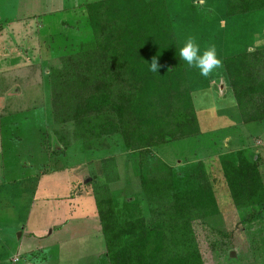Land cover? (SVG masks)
Instances as JSON below:
<instances>
[{
  "label": "rangeland",
  "instance_id": "obj_1",
  "mask_svg": "<svg viewBox=\"0 0 264 264\" xmlns=\"http://www.w3.org/2000/svg\"><path fill=\"white\" fill-rule=\"evenodd\" d=\"M92 1L0 0V264H108L98 199L110 198L120 221L151 217L135 158L117 137L88 150L52 133L47 77L89 39L80 6ZM163 2L177 48L195 37L202 49L215 46L221 65L201 77L181 60L200 133L153 148L150 160L178 171L202 161L217 180L218 210L195 231L212 247L208 264H264V204L235 207L218 163L246 148L264 186V120L244 123L223 67L229 55L264 47V8L227 16L226 0ZM215 83L225 85L220 97L209 90Z\"/></svg>",
  "mask_w": 264,
  "mask_h": 264
},
{
  "label": "trees",
  "instance_id": "obj_2",
  "mask_svg": "<svg viewBox=\"0 0 264 264\" xmlns=\"http://www.w3.org/2000/svg\"><path fill=\"white\" fill-rule=\"evenodd\" d=\"M80 7L89 39L47 77L52 133L65 146L79 140L88 150L108 148L117 137L135 158L151 215L120 221L110 198L98 199L101 261L208 264L212 247L200 244L195 231L218 210L217 180L202 161L178 171L162 159L150 160L153 148L200 133L164 2L95 0ZM262 8L264 0H226L227 16ZM154 57L157 73L148 70ZM223 67L244 123L264 120V47L229 55ZM218 163L235 207L264 204L258 163L246 148L219 154Z\"/></svg>",
  "mask_w": 264,
  "mask_h": 264
},
{
  "label": "clouds",
  "instance_id": "obj_3",
  "mask_svg": "<svg viewBox=\"0 0 264 264\" xmlns=\"http://www.w3.org/2000/svg\"><path fill=\"white\" fill-rule=\"evenodd\" d=\"M180 60H182L188 68L197 69L201 77H208L215 69L221 65V60L217 56L216 48L209 45L201 48L195 37L189 36L183 40L178 48ZM159 64L154 57L148 63V70L157 73Z\"/></svg>",
  "mask_w": 264,
  "mask_h": 264
},
{
  "label": "water",
  "instance_id": "obj_4",
  "mask_svg": "<svg viewBox=\"0 0 264 264\" xmlns=\"http://www.w3.org/2000/svg\"><path fill=\"white\" fill-rule=\"evenodd\" d=\"M219 80L221 79V78H218ZM219 80H218V82H219ZM215 87H216V89H215ZM211 88L213 89V91L215 92V93H218L219 95H221V93H222V88H223V86L222 85H220V83H215V86H212L211 85ZM20 234H18V236H19ZM231 256H234V253L232 252V254H231Z\"/></svg>",
  "mask_w": 264,
  "mask_h": 264
},
{
  "label": "crops",
  "instance_id": "obj_5",
  "mask_svg": "<svg viewBox=\"0 0 264 264\" xmlns=\"http://www.w3.org/2000/svg\"><path fill=\"white\" fill-rule=\"evenodd\" d=\"M199 2H200V1H199ZM201 3L203 4V2H201ZM169 16H170V15H169ZM249 49H250V48H249ZM217 77H220V76H217ZM211 80H212V78L209 79V82H211ZM207 81H208V80H207ZM208 85H209V83H208ZM224 89H225V85H224V87H223V89H222L223 92H224ZM209 90H210L211 92H213V94L216 95V96H218V97L222 96V94H223V92L221 93V95H219L218 93H215L211 87H209Z\"/></svg>",
  "mask_w": 264,
  "mask_h": 264
}]
</instances>
